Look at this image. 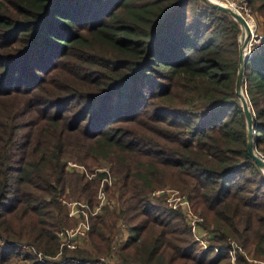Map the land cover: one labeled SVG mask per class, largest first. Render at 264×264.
<instances>
[{
	"label": "trees",
	"instance_id": "1",
	"mask_svg": "<svg viewBox=\"0 0 264 264\" xmlns=\"http://www.w3.org/2000/svg\"><path fill=\"white\" fill-rule=\"evenodd\" d=\"M245 2L264 22V0ZM240 32L205 0H0V263L22 244L27 264L264 263ZM253 46L243 83L264 155V39ZM162 186L186 195L206 246L177 203L151 199ZM80 219L87 241L70 247L59 232Z\"/></svg>",
	"mask_w": 264,
	"mask_h": 264
},
{
	"label": "built area",
	"instance_id": "2",
	"mask_svg": "<svg viewBox=\"0 0 264 264\" xmlns=\"http://www.w3.org/2000/svg\"><path fill=\"white\" fill-rule=\"evenodd\" d=\"M217 2H220L222 4L228 5V6H236V3H240L242 9L245 10L246 13H249L248 7L246 6L245 0H214ZM236 8V7H235ZM244 16V15H243ZM245 18V16H244ZM264 37V32L263 34L260 35H254L252 31H250V37L247 41L246 47H245V52L246 54L250 55L247 53L249 51V45L251 44V39H262ZM248 48V50H247ZM67 167H73L75 168V164L71 162L70 160L67 162ZM103 170H106L108 167L102 166ZM165 195L166 197V204L167 206H175L176 203L180 206L181 211H182V216L184 218V221L187 223L188 227L190 230L195 234L196 238L198 239L199 243L201 245H206V243L209 241L210 238V233L204 229L201 228V226L197 222L196 216L193 214L189 207L188 199L185 194L181 193H175L170 187H156L152 191V196L151 199H155V197L158 196H163ZM64 201V200H63ZM115 203L114 199H108L105 195L101 196V204H109L113 206ZM125 227L124 224L122 223L121 226V231L119 234L115 235V238L113 240L111 250L112 252L116 251L118 249V246L122 243L121 240H123L126 235H125ZM86 224L84 220L79 221L76 225L70 226L67 229H64L59 232L61 238L66 242V244L70 247H77L81 244V241L85 239L86 237ZM125 235V236H124ZM22 247L26 248V250L30 251V247H28L26 244H22ZM35 255L38 257L40 261H44L45 258L39 253L36 252ZM101 260L104 259V257H99ZM5 264V263H4Z\"/></svg>",
	"mask_w": 264,
	"mask_h": 264
},
{
	"label": "water",
	"instance_id": "3",
	"mask_svg": "<svg viewBox=\"0 0 264 264\" xmlns=\"http://www.w3.org/2000/svg\"><path fill=\"white\" fill-rule=\"evenodd\" d=\"M205 1H207L210 5H213L214 7L230 14L239 23V26L241 28V32L238 36L239 65L235 80V91L240 100V104L245 116L246 148L248 155L257 163L260 169L264 172V155L259 151H257V143L254 139L253 111L250 108V103L244 91V83H243L245 64L247 59L250 57V55L246 54L245 52V47L250 37V29L246 24L244 16L239 12H237V10L232 9L230 6L214 0H205ZM242 27L245 28L244 34L242 31Z\"/></svg>",
	"mask_w": 264,
	"mask_h": 264
},
{
	"label": "rangeland",
	"instance_id": "4",
	"mask_svg": "<svg viewBox=\"0 0 264 264\" xmlns=\"http://www.w3.org/2000/svg\"><path fill=\"white\" fill-rule=\"evenodd\" d=\"M236 1H238V0H236ZM241 4L240 3H236V9H237V11H239V13L240 14H242V15H244L245 16V19L247 20V22H248V24H249V26H250V29H251V31H252V33L254 34V35H260V34H263V32H264V22L262 21V19L261 18H259L257 15H251V14H249V13H246L245 12V10L244 9H242V7L240 6ZM262 39H264V37L262 38ZM261 38L260 39H251V44L248 46L249 47V51L247 52V53H251L252 52V50H253V45H255V44H258V43H260V41L262 40ZM247 50H248V48H247ZM258 151V150H257ZM71 161V160H70ZM72 162V161H71ZM75 164V163H74ZM102 166H106V167H109V164L108 163H106V161H102V164H101ZM75 168H73V167H67L68 169H77V170H82V166L81 165H79V164H75ZM165 187H169V186H165ZM114 199V198H113ZM156 200H154L153 202H155ZM99 203L101 204V197H100V199H99ZM67 204H68V208L70 207V206H76L77 207V205H76V203L73 201V200H69L68 202H67ZM94 210L95 211H98V209L97 208H94ZM81 220H84V219H80L79 221H81ZM127 233L125 232V235H126ZM124 235V236H125ZM87 233H86V237H85V239L84 240H82L81 241V244L79 245L80 247H83V246H85V243H86V241H87ZM123 240H121V242H122ZM200 244V243H199ZM208 244V242L206 243V245ZM201 245V244H200ZM205 245V246H206ZM201 247H204V245H201ZM17 251H18V254L17 255H15V256H13L9 261H7V262H5V264H27L28 263V260H27V254L29 253V254H31L30 253V251H28V250H26V248H24V247H18L17 248ZM100 261H101V258H100ZM1 264V263H0ZM70 264V263H69ZM90 264H103L102 262H97V263H90ZM105 264H106V262H105ZM259 264H264V263H261V262H259Z\"/></svg>",
	"mask_w": 264,
	"mask_h": 264
},
{
	"label": "crops",
	"instance_id": "5",
	"mask_svg": "<svg viewBox=\"0 0 264 264\" xmlns=\"http://www.w3.org/2000/svg\"><path fill=\"white\" fill-rule=\"evenodd\" d=\"M68 209L72 214L78 215V209L76 206H70Z\"/></svg>",
	"mask_w": 264,
	"mask_h": 264
},
{
	"label": "bare ground",
	"instance_id": "6",
	"mask_svg": "<svg viewBox=\"0 0 264 264\" xmlns=\"http://www.w3.org/2000/svg\"><path fill=\"white\" fill-rule=\"evenodd\" d=\"M231 8L237 10L234 6H231ZM237 12H239V11H237ZM245 21H246V24H247L248 28L250 29V26H249V24H248L246 19H245ZM242 31H243V34H244L245 33V28L244 27H242ZM250 31H251V29H250Z\"/></svg>",
	"mask_w": 264,
	"mask_h": 264
}]
</instances>
